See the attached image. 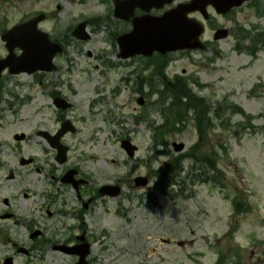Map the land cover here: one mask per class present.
Instances as JSON below:
<instances>
[{"label": "rangeland", "instance_id": "1", "mask_svg": "<svg viewBox=\"0 0 264 264\" xmlns=\"http://www.w3.org/2000/svg\"><path fill=\"white\" fill-rule=\"evenodd\" d=\"M25 2L17 6L37 7L34 0ZM111 2L44 0L39 7L46 11L59 5V11L40 24L66 44L65 53L56 59L57 70L44 84L27 77L24 85L16 86L15 79L0 85L6 84L0 88V160H7L15 170L20 156L35 158L41 171L35 164L23 167L10 188H29L23 201L26 212L38 228H44L43 241L37 243L20 218L0 219V264L6 256L14 257L16 264H73L74 256L54 251L49 242L68 244L70 235L82 230L92 243L90 264H216L219 254L225 264H233L231 253L243 264H264V16H256L248 6L237 10L220 22L230 29L226 39L210 42L204 51L171 54L159 76L160 57L118 63L116 42L109 43L110 32L117 27L111 15L89 22V39H73L70 31L77 10H94L97 17L113 10ZM17 18L10 17L9 22ZM254 26L259 30H252L253 39L244 45L256 43V53L235 52L236 37ZM204 37L210 38L208 32ZM175 77L188 84L190 93L205 99V109L208 106L217 114L200 139L192 112L183 108L184 118L164 135L162 144L153 140L152 126L167 116L172 119L165 107L171 102L167 93L177 88ZM52 91H59L72 108L56 109L49 98ZM140 94L145 101L139 106ZM229 102L248 116L228 108ZM64 118L77 127L61 139L69 146L65 166L77 167L88 181L80 199L73 188L50 177L65 166L55 162V150L37 134H54ZM21 132L26 138L15 140L13 134ZM121 138L137 146L133 157L124 152ZM175 141L184 143L183 152L172 150ZM179 155L182 169L177 176L163 175L165 168L175 167L171 162ZM202 157H213L219 171L203 173ZM216 174L224 181L222 188L208 180ZM135 177H145L146 184L134 185ZM172 179L179 184H172ZM6 183L0 196L10 192ZM102 184L121 190L116 196L96 195ZM89 197L93 198L89 210L81 209V202ZM234 199L249 209L236 214ZM15 202L20 208L19 196ZM160 238L173 241L165 244ZM191 238L194 242L184 247L175 243ZM21 245H34L30 259L16 252Z\"/></svg>", "mask_w": 264, "mask_h": 264}, {"label": "flooded vegetation", "instance_id": "2", "mask_svg": "<svg viewBox=\"0 0 264 264\" xmlns=\"http://www.w3.org/2000/svg\"><path fill=\"white\" fill-rule=\"evenodd\" d=\"M25 1L26 0H0V60H4V59L8 58V62L14 63V64H21L23 61L22 50L20 49V47L15 46V48L9 52V47L6 46V42L4 41L3 37L6 36L8 31L13 29L14 26L23 24L27 19L36 16L37 13L29 14V15L24 17V15H23V14H25L24 11H28L29 7L27 8L25 6L24 7L17 6V4L18 3L20 4L23 2L22 5H24L25 3H27ZM250 1H252V0H247V2H250ZM56 7L58 9L59 5ZM239 8H241V7H238L236 9H232L229 12L225 13V15H222V14L217 13L216 7L213 5V3L203 0L201 10L200 11H194L192 13V15H194V17L197 20L201 21V24L204 26V34H205V32H209L210 34H214L215 30H217V29L226 28V26L220 22L226 21L231 15H233V12H235ZM38 11H40L38 13H41L42 9L38 10ZM147 14L148 15H150V14L151 15H157L158 11L155 10L154 8H151L150 10H148L147 13H144L139 8L136 7V9L135 8L133 9L131 15L128 16V18H125V19L116 18L115 22L117 24V27L114 29V31L110 32L109 43H115L116 37L118 35H126L127 33L130 32V30L132 28L133 17L143 16V15H147ZM15 15H19L20 17L17 20H14V22H9V18L14 17ZM43 15H44V19H42L38 23L39 29H42L40 27V24L43 23L47 19V16H48V14H46V13H43ZM51 15L52 14H50L49 16L51 17ZM89 22H90V20L87 19L88 24H89ZM43 29L46 30L45 27H43ZM228 32H229V30H228ZM38 73H39L38 76L35 75ZM38 73L34 72L31 74H25V72H20L16 75H22V76L28 75L33 79V81L38 80V83H42L43 80H46V78H47L46 75L49 74V72H43V71H38ZM5 75L14 77V75L9 72V68H7V67H5V70L0 74V79L2 77H4ZM33 164H36V160L34 158L31 162V165H33ZM4 167H5L4 164H0V172L3 170ZM36 168H37V170L39 169V167H37V166H36ZM68 168H70V167H66L65 169H63L61 171V174H58V175L50 174L51 178L56 179V181L61 183L62 181H61L60 176ZM9 172H11V170L8 171V174H9ZM75 176H76V179L79 177H83V176L79 175L78 169H77V173ZM8 179H10V178H8ZM83 179L86 180V178H84V177H83ZM87 183L88 182L86 180L83 184L78 185L77 189L74 188V192L76 194V197H80L79 192L81 191V188H83V186L86 185ZM48 184L51 185V183H49V182H48ZM69 185L70 184L66 183V185H62V186L66 187ZM45 193L48 196V199H47L48 202H52L53 200L49 198L50 194L47 191ZM27 195H28L27 192H23V197H26ZM22 199H21V201H22ZM91 199H90V201H91ZM15 201H16V196H15L14 192H10V200L9 201H7V199L1 200L2 204L0 205V217H8V218L12 217V219H14L16 216L21 215L23 213V209H20L19 207H17V204ZM88 204L84 209L88 208ZM78 211L80 212L81 210H78ZM24 223L27 225L28 228H35V224L32 223L31 220L25 219ZM76 239H77V237H75V240ZM42 241H43L42 237H40L39 239L36 240L37 243H40ZM69 244H75V241L70 240ZM33 251H34V247H33V245H30L27 247L26 251H23V253H25L26 257H31V255L33 254Z\"/></svg>", "mask_w": 264, "mask_h": 264}, {"label": "water", "instance_id": "3", "mask_svg": "<svg viewBox=\"0 0 264 264\" xmlns=\"http://www.w3.org/2000/svg\"><path fill=\"white\" fill-rule=\"evenodd\" d=\"M164 0H150V2L156 6L161 5ZM167 2L171 0H166ZM216 3L218 4V7H220V10L222 13L226 11V9L238 5L241 3V0H216ZM200 6L198 4V0H191L190 3L186 4H180L171 11H169L168 14H165L161 16L157 20V31H156V39H148V40H140L139 43L142 45H135L134 41H126V42H119L120 46V56L127 58V56H132L138 52L143 53H150L152 49L161 50L164 51H171L172 49H182V48H190L193 49L195 47L202 48V44L199 43V33L200 28L198 26H194V23L192 24L191 20H189L186 16L188 12H192V10L199 9ZM84 25V24H83ZM81 25V26H83ZM140 27V26H139ZM79 34H76L79 38H87L88 35L82 31V28L78 29ZM25 42L28 40L32 41L33 44H35L36 40L35 37H31L27 32H25ZM226 33H217L215 35L216 38L218 37H224ZM132 37V36H131ZM38 39V37H36ZM28 46V45H27ZM22 47H24L22 45ZM27 47H24V51H26ZM52 55V54H51ZM55 103L58 107H65L66 103L61 101L60 99H56ZM66 128L63 127V129L59 130L57 133V136L55 137L54 145L57 144V138L63 134L64 130ZM121 146L124 148V150L128 153V155L131 157L133 155V151L136 149L134 145L130 143V141L123 139L121 140ZM174 150H180L183 147L182 143H174L173 144ZM59 148V147H58ZM60 149V148H59ZM63 151L59 152L60 161L64 160ZM136 184H145V178H137ZM113 187L109 186H103L100 191L101 193H107L109 195L118 193V189L115 190L112 189ZM81 254V258L77 264H86L84 261V257L87 255V246L83 250V253L80 250H75V253ZM6 264H10V259L6 260Z\"/></svg>", "mask_w": 264, "mask_h": 264}, {"label": "trees", "instance_id": "4", "mask_svg": "<svg viewBox=\"0 0 264 264\" xmlns=\"http://www.w3.org/2000/svg\"><path fill=\"white\" fill-rule=\"evenodd\" d=\"M261 33L262 32L255 34L256 38H260ZM249 37H251V34L247 33L246 35L242 36V39L249 38ZM253 37H251V39H253ZM254 44L253 46H242V45L238 46L237 53L238 52H246V53L248 52V54L254 55L256 53V46H254ZM175 83H176L175 86L177 88H173V90L170 91V94L172 96V104H170L167 107L168 111H170L172 114L171 115L172 119L169 118L168 121H164L162 125H154L152 128L153 129V140H155V142L159 141L162 144H163L162 138L164 137V135L170 132L171 130H173V128L175 127V124L178 122H181L182 120L181 118L184 117L183 114L181 113L183 108L184 109L188 108L192 110L193 115L195 116L194 117L195 126L198 127V129L201 131L199 133V137L203 136V131H204V128L206 127L205 125L210 123V121L212 120L211 116L208 114L209 109L208 108L205 109V106L207 105L205 104L206 103L205 100L202 97H198L190 93L189 90L186 89L185 83H182L180 79L175 80ZM229 105L231 108L236 109L237 111H240V113H243L242 110L237 109L235 104L230 103ZM216 114L217 113L214 112L215 116H213V118L216 117ZM171 163L172 165H175V167L172 168L171 166V168H165L163 171V174H166L167 172L175 173L179 171L182 167L178 159L176 160L173 159ZM209 163H211L210 165H212L211 161H209Z\"/></svg>", "mask_w": 264, "mask_h": 264}, {"label": "bare ground", "instance_id": "5", "mask_svg": "<svg viewBox=\"0 0 264 264\" xmlns=\"http://www.w3.org/2000/svg\"><path fill=\"white\" fill-rule=\"evenodd\" d=\"M37 217V216H36Z\"/></svg>", "mask_w": 264, "mask_h": 264}]
</instances>
